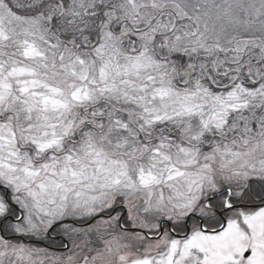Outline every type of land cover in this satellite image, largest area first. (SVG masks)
Here are the masks:
<instances>
[{"label": "snow or ice", "instance_id": "1", "mask_svg": "<svg viewBox=\"0 0 264 264\" xmlns=\"http://www.w3.org/2000/svg\"><path fill=\"white\" fill-rule=\"evenodd\" d=\"M0 264H264V0H0Z\"/></svg>", "mask_w": 264, "mask_h": 264}]
</instances>
